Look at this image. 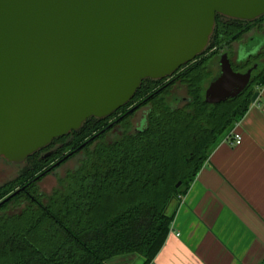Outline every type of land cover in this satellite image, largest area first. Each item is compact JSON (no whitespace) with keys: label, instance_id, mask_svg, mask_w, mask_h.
<instances>
[{"label":"trees","instance_id":"trees-1","mask_svg":"<svg viewBox=\"0 0 264 264\" xmlns=\"http://www.w3.org/2000/svg\"><path fill=\"white\" fill-rule=\"evenodd\" d=\"M263 22L264 15L250 22L216 15L208 45L195 60L169 78L142 81L110 116L90 118L29 156L27 167L0 185V202L11 196L0 206V264H109L128 256L150 264L167 239L180 198L264 86V45L241 43ZM241 45L247 47L243 57ZM224 53L233 71L244 73L255 64L260 71L238 97L209 105L205 90L218 76ZM134 106L146 109L136 130L131 115L122 116ZM115 119L121 132L107 141ZM49 150L54 152L43 158ZM78 155V165L49 194L39 190L44 178Z\"/></svg>","mask_w":264,"mask_h":264},{"label":"water","instance_id":"water-1","mask_svg":"<svg viewBox=\"0 0 264 264\" xmlns=\"http://www.w3.org/2000/svg\"><path fill=\"white\" fill-rule=\"evenodd\" d=\"M216 15L254 21L264 0H0V158L23 164L171 77L205 50ZM218 66L209 105L238 97L257 68L235 72L226 53Z\"/></svg>","mask_w":264,"mask_h":264},{"label":"crops","instance_id":"crops-1","mask_svg":"<svg viewBox=\"0 0 264 264\" xmlns=\"http://www.w3.org/2000/svg\"><path fill=\"white\" fill-rule=\"evenodd\" d=\"M241 137L235 145V136ZM264 260V86L243 119L219 139L180 198L167 239L150 264H261ZM109 264H142L136 256Z\"/></svg>","mask_w":264,"mask_h":264},{"label":"rangeland","instance_id":"rangeland-1","mask_svg":"<svg viewBox=\"0 0 264 264\" xmlns=\"http://www.w3.org/2000/svg\"><path fill=\"white\" fill-rule=\"evenodd\" d=\"M253 33H248L246 34L241 43L245 42V40L248 39V37H255V38H260L259 40H261V45H264V29L261 30H255L252 31ZM236 43L233 45V49L234 51H236L235 49L238 48V44ZM252 52H256L258 51L257 48L250 46L249 47ZM239 49V48H238ZM233 51V52H234ZM247 51V47H243L241 45V50H240V57H243V55H245ZM231 60L234 61L235 60V54L231 56ZM142 115H143V110H140L138 112H136L131 118H130V124L132 126V128H138L140 121L142 119ZM142 125V124H141ZM140 125V126H141ZM117 134V130H113L107 137V141H110L114 135ZM227 135L226 133L223 134L219 139L224 138V136ZM82 155H78L75 156L74 158L70 159L69 161H67L65 164H63L61 167H59L57 169V171L54 173L55 176H47L46 178H44L39 184V190L43 193L49 194L52 189H54L57 186V181L61 178H63L65 176V174H67L70 171H73L74 168L78 165L79 160L81 159ZM27 167L26 164H20V165H13L10 163H7L6 161H4L3 159L0 158V185L12 180L13 178H15L21 171H23V169H25Z\"/></svg>","mask_w":264,"mask_h":264},{"label":"flooded vegetation","instance_id":"flooded-vegetation-1","mask_svg":"<svg viewBox=\"0 0 264 264\" xmlns=\"http://www.w3.org/2000/svg\"><path fill=\"white\" fill-rule=\"evenodd\" d=\"M261 29H264V22L262 23V26H261ZM260 29V30H261ZM252 31H255V30H252ZM249 32V33H253V32ZM263 37H264V35H263ZM250 39V41L251 42H253V40H257L258 42H260L261 40H259L258 38H255V37H248V40ZM261 48H264V47H261ZM256 66H257V68L252 72V74H251V78L255 75V73H257L258 71H260V68L258 69V65L257 64H255ZM131 110H133V112L132 113H129ZM140 110H143V115H142V119H141V121H140V124H139V127H142V125L144 124V119H145V117H146V109L145 108H140V109H136V106H134V107H132V108H128V110H127V112L125 113V114H122V116H126V115H131V117L136 113V112H138V111H140ZM122 116H119V118L118 119H122ZM117 123V119H115V120H113V121H111L110 122V124H109V128H112L111 129V131H113V130H117V134H120V132H121V126L119 125V124H116ZM142 124V125H141ZM141 125V126H140ZM133 130H136V129H138V128H132ZM93 139V138H92ZM54 152V150H49V151H46L45 153H43V158H47V157H49V156H51V154ZM73 154V152H71V153H69V154H67V156H65V158L64 159H67V158H69L71 155ZM63 159V160H64ZM63 160H60L59 162H57V163H55V164H53V166L52 167H54V166H58L60 163H61V161H63ZM58 164V165H57ZM50 176H55V174L54 173H52ZM15 195V194H14ZM11 197V196H10ZM1 203V202H0Z\"/></svg>","mask_w":264,"mask_h":264},{"label":"built area","instance_id":"built-area-1","mask_svg":"<svg viewBox=\"0 0 264 264\" xmlns=\"http://www.w3.org/2000/svg\"><path fill=\"white\" fill-rule=\"evenodd\" d=\"M240 143H241V137L238 136V135H236V136H235V142H234V144H235V145H240Z\"/></svg>","mask_w":264,"mask_h":264}]
</instances>
